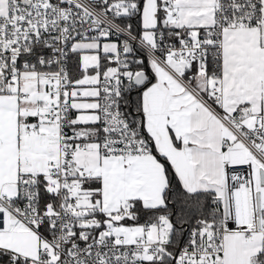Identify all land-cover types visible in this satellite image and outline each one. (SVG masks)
I'll return each mask as SVG.
<instances>
[{"label":"snow or ice","instance_id":"obj_1","mask_svg":"<svg viewBox=\"0 0 264 264\" xmlns=\"http://www.w3.org/2000/svg\"><path fill=\"white\" fill-rule=\"evenodd\" d=\"M0 264H264V0H0Z\"/></svg>","mask_w":264,"mask_h":264}]
</instances>
